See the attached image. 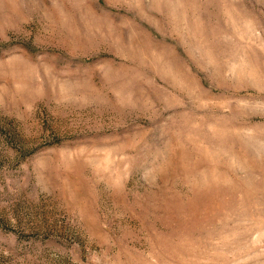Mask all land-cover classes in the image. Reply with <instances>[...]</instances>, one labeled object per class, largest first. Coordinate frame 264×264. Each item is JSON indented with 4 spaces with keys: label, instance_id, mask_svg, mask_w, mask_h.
Here are the masks:
<instances>
[{
    "label": "rangeland",
    "instance_id": "rangeland-1",
    "mask_svg": "<svg viewBox=\"0 0 264 264\" xmlns=\"http://www.w3.org/2000/svg\"><path fill=\"white\" fill-rule=\"evenodd\" d=\"M0 264H264V0H0Z\"/></svg>",
    "mask_w": 264,
    "mask_h": 264
}]
</instances>
